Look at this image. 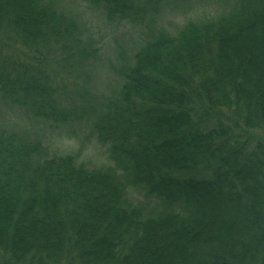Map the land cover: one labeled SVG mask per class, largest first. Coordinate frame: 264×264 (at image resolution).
Segmentation results:
<instances>
[{
    "label": "trees",
    "instance_id": "obj_1",
    "mask_svg": "<svg viewBox=\"0 0 264 264\" xmlns=\"http://www.w3.org/2000/svg\"><path fill=\"white\" fill-rule=\"evenodd\" d=\"M87 1L146 28L90 125L108 162L0 131V264H264V0L174 32L160 0ZM74 20L0 0V96L35 119L87 114L72 73L97 49Z\"/></svg>",
    "mask_w": 264,
    "mask_h": 264
},
{
    "label": "rangeland",
    "instance_id": "obj_2",
    "mask_svg": "<svg viewBox=\"0 0 264 264\" xmlns=\"http://www.w3.org/2000/svg\"><path fill=\"white\" fill-rule=\"evenodd\" d=\"M54 7L72 16L78 25L81 42L96 47L85 65L72 73L78 88L89 100L86 115L64 124L35 119L26 110L0 96V131L24 133L38 137L49 153L72 154L88 167L102 166L108 162L107 147L91 131L92 121L104 110L106 98L114 94L119 85L118 69L124 59L131 58L134 49L142 42L146 28L141 23L109 19L102 9L87 0H48ZM152 16L157 28L174 32L189 19H205L229 8L219 0H160ZM148 16L144 18H148ZM77 104L79 100L76 101ZM95 108V111L92 110ZM134 198H142L138 189L132 188Z\"/></svg>",
    "mask_w": 264,
    "mask_h": 264
}]
</instances>
